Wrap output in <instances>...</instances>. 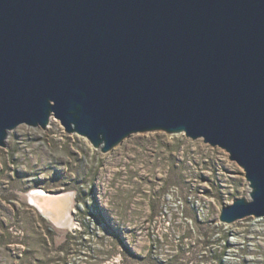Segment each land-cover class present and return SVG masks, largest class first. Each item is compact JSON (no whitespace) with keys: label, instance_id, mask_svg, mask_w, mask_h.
Listing matches in <instances>:
<instances>
[{"label":"water","instance_id":"water-1","mask_svg":"<svg viewBox=\"0 0 264 264\" xmlns=\"http://www.w3.org/2000/svg\"><path fill=\"white\" fill-rule=\"evenodd\" d=\"M107 152L164 131L222 148L264 217V0H0V146L21 124Z\"/></svg>","mask_w":264,"mask_h":264},{"label":"rangeland","instance_id":"rangeland-1","mask_svg":"<svg viewBox=\"0 0 264 264\" xmlns=\"http://www.w3.org/2000/svg\"><path fill=\"white\" fill-rule=\"evenodd\" d=\"M48 122L0 146V264H264V217L219 219L250 190L222 148L162 130L102 152ZM36 187L72 192L76 225L41 216Z\"/></svg>","mask_w":264,"mask_h":264},{"label":"bare ground","instance_id":"bare-ground-1","mask_svg":"<svg viewBox=\"0 0 264 264\" xmlns=\"http://www.w3.org/2000/svg\"><path fill=\"white\" fill-rule=\"evenodd\" d=\"M72 195V192H49L42 187H36L29 193L28 200L37 212L51 221L55 227L65 228L73 227L75 224L72 215L74 212Z\"/></svg>","mask_w":264,"mask_h":264},{"label":"built area","instance_id":"built-area-1","mask_svg":"<svg viewBox=\"0 0 264 264\" xmlns=\"http://www.w3.org/2000/svg\"><path fill=\"white\" fill-rule=\"evenodd\" d=\"M258 218H261V217H258Z\"/></svg>","mask_w":264,"mask_h":264}]
</instances>
